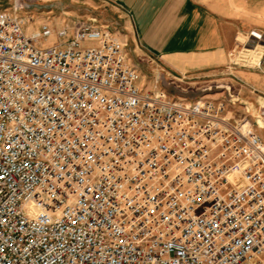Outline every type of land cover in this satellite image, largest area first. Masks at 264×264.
I'll return each instance as SVG.
<instances>
[{"label": "built area", "instance_id": "built-area-1", "mask_svg": "<svg viewBox=\"0 0 264 264\" xmlns=\"http://www.w3.org/2000/svg\"><path fill=\"white\" fill-rule=\"evenodd\" d=\"M10 8L0 9V264H264V142L228 110L238 100L143 88L126 44L93 17L39 47L16 15L29 5ZM50 33L42 24L37 36ZM230 65L264 74V31L248 32Z\"/></svg>", "mask_w": 264, "mask_h": 264}, {"label": "crops", "instance_id": "crops-1", "mask_svg": "<svg viewBox=\"0 0 264 264\" xmlns=\"http://www.w3.org/2000/svg\"><path fill=\"white\" fill-rule=\"evenodd\" d=\"M98 3L115 15L109 23L116 26L112 28L113 34L123 43L126 44L130 31L133 41L176 74L210 75L224 70L225 74L244 78L242 81L249 84L251 92L257 93L256 97L245 98L257 104L261 98L259 108L264 110V74L230 65L232 54L246 34L264 31V0H98ZM98 13L85 12L84 16L95 18L97 26L105 27L98 23L95 17L101 18ZM65 19V25L69 26L74 17L63 16L60 27ZM257 116L260 118V114ZM255 123L259 127L263 121Z\"/></svg>", "mask_w": 264, "mask_h": 264}, {"label": "rangeland", "instance_id": "rangeland-1", "mask_svg": "<svg viewBox=\"0 0 264 264\" xmlns=\"http://www.w3.org/2000/svg\"><path fill=\"white\" fill-rule=\"evenodd\" d=\"M20 2L27 3L29 5L28 10L16 11V15L23 19V29L25 33L34 35L37 39L34 44L39 47H47L54 43H65L66 37H57L56 30L60 27V20L63 16L71 15L74 19H84L85 12H95L101 14V18H97L98 23L105 25L108 31L114 32L115 28L109 21L114 18L107 6L98 3V0H94L93 3H87L86 0H19ZM12 0H0V9H11ZM31 17V20L28 18ZM73 19V20H74ZM56 21V22H55ZM66 19L63 21V25L66 24ZM46 24L51 33L46 38L38 37V29L40 25ZM113 26V27H112ZM117 30H120V26L117 25ZM95 45L93 41H84L83 46ZM126 54V62L128 65L133 66L140 75V82L143 88L151 89L162 88L168 95L182 99L184 101H192L198 98H210V99H222L227 98L237 99L233 105H228V110H232L237 117H241L247 120L256 133L259 134L264 142V120L257 114L262 111L258 104L254 101L245 98L246 96L256 97V92H251L249 84L247 85L244 78L238 79L230 74H225L224 70H216L212 74L206 73L188 72L183 75L176 74L172 70H169L162 66V64L148 55V53L142 49L135 41H133L130 31L129 38L126 39V45L124 48ZM241 69H247L241 68ZM248 72H253L251 69H247ZM256 73V72H254ZM244 107L247 108L245 113ZM264 115V110L262 111ZM256 121H263V124L259 127L255 123ZM231 177L235 178L236 173L232 172Z\"/></svg>", "mask_w": 264, "mask_h": 264}, {"label": "bare ground", "instance_id": "bare-ground-1", "mask_svg": "<svg viewBox=\"0 0 264 264\" xmlns=\"http://www.w3.org/2000/svg\"><path fill=\"white\" fill-rule=\"evenodd\" d=\"M259 53H260V46H256L254 49L247 50L244 54H242L246 61L245 64L252 65L256 63Z\"/></svg>", "mask_w": 264, "mask_h": 264}]
</instances>
